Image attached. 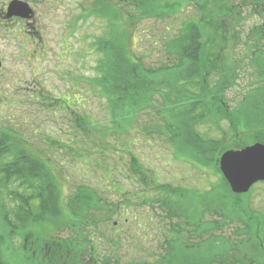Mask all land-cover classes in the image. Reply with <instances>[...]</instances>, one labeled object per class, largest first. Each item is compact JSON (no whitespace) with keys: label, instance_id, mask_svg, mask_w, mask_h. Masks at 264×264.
<instances>
[{"label":"rangeland","instance_id":"rangeland-1","mask_svg":"<svg viewBox=\"0 0 264 264\" xmlns=\"http://www.w3.org/2000/svg\"><path fill=\"white\" fill-rule=\"evenodd\" d=\"M11 1L0 0V130L9 126L11 141L22 143L29 153L52 168L65 195L81 185L89 193H95L101 204L115 205L116 213L110 220L99 223L87 237L97 248L90 264H191L183 260L182 251L172 250L174 253L168 254L166 243L164 248V241L172 239L168 235L170 228L176 230L183 224L181 208L177 207L176 214L167 211V216H163L158 208L161 204H154L165 222L151 223L152 210L142 203V198L154 200L162 196V190L144 192L141 178L129 172L131 159L138 160L148 178L157 175L161 185L173 191L180 188L182 192L193 193L196 199L205 195L213 199L219 175L176 158L172 143L166 139L170 134L165 131L163 118L157 116V112L164 111L158 99L159 103L151 99L147 109L136 112L133 124L126 131H121L119 124L113 126L108 96L95 82L100 78L98 67L104 58L103 52L98 51V41L109 40L112 34V43L124 46L135 59L142 58L139 61L144 68L157 70L175 63L176 55H167V43L177 38L189 22L196 24L200 41L206 44L220 43L221 37L230 42L232 33H217L219 40L211 39L215 30L206 27L201 18L204 13L206 20L211 21L212 16L207 12L210 4L198 0H172L175 6L163 7L166 14L161 17L156 16L161 0H148L146 11H141L145 18L135 8L138 0H61L51 10L48 5L35 7L37 0H19L32 8L35 24L25 20L5 21L1 13L6 12ZM202 3L204 12L196 6ZM227 4L237 5L238 16L237 12L230 16L233 27L228 25L229 19L226 27L234 30L239 40L227 45L221 64L231 65L236 74L234 86L224 94V106L227 115L243 107L250 116L252 106L261 101L257 88H264L261 77L264 34L260 33L264 32V0H228ZM258 4L261 7L257 8ZM176 9L181 12L167 13ZM256 54L262 56L256 60ZM217 78L213 75L209 84L213 86ZM220 116L221 120L216 121L218 127L214 116L205 125L195 127L203 137L220 141V148H215L218 162L225 152L240 151L253 143L251 140L244 143L249 134L246 130L233 139L227 137L229 124L222 114L215 113L216 118ZM155 128L163 129L161 137ZM241 200L250 211H264V183L253 185ZM118 205L121 207L117 208ZM192 206L194 203L188 207ZM230 209L227 203L220 202L205 210L202 219L222 225L213 234L227 240H210L209 246L226 249L246 237L236 234L244 227L239 221L217 214L218 210L228 213ZM175 241L182 247L192 244L186 237ZM260 243L263 246L261 240ZM13 244L20 245V239L13 238ZM192 245L196 247L197 243ZM240 250L246 247L235 252L238 254ZM168 256L174 260L168 262ZM204 259L200 252L198 260Z\"/></svg>","mask_w":264,"mask_h":264},{"label":"trees","instance_id":"trees-1","mask_svg":"<svg viewBox=\"0 0 264 264\" xmlns=\"http://www.w3.org/2000/svg\"><path fill=\"white\" fill-rule=\"evenodd\" d=\"M138 1L135 8L139 10L140 17L145 18L146 15L141 11H146L148 0ZM198 1L210 4L207 12L212 16L211 21L206 20L208 18L204 13L201 18H204L202 21L206 27L215 30L211 33V39L217 38V33L231 32L230 42H227L226 37H221L220 40L217 38L220 43L206 44L200 41L201 33L196 24L189 22L182 27L177 38L167 43V55H176L175 63L168 68L151 70L144 68L139 61L142 58L135 59L124 46L112 43L111 34L109 40L104 38L98 41V51L103 52L104 58L98 67L100 78L95 82L108 96L113 126L119 124L123 132L133 124L136 112L149 107L151 99L156 102L160 100L161 103H158L164 111L157 112V116L163 118L165 131L170 134L166 139L172 143L176 158L185 160L199 170H211L213 174L219 175L213 199L207 195L196 199L193 193L182 192L178 187L173 191L169 186L161 185L157 175L148 178L138 160L132 157L129 172L141 178L144 192L162 190V196L154 200L147 196L142 198V203L152 210L151 223L155 221L161 225L165 222L154 204H161L158 208L163 216H167V211L176 214L177 207L181 208L183 224L176 230L170 228L168 235L172 239L164 241V248L165 243L168 246L167 253L182 251L183 260L191 264H264V211H250L249 206L242 204V195L229 193L220 175L218 153L215 152L220 148V141L205 138L195 130V127L205 125L211 116H214L218 127L216 121H220L221 116L216 118L215 113L222 114L229 124L227 137L233 139L234 135L246 130L249 134L244 138V143L251 140L264 145V89L258 90L261 101L252 106L250 116H247L243 107L227 115L224 94L234 86L236 74L231 65L221 64L227 45L239 40L235 37V31H229L226 27L228 19V25L233 27L230 16L237 12V5H228V0ZM161 2L156 14L159 17L166 14L163 7H174L176 4L172 0ZM196 6L198 11L206 10L203 3ZM258 7L261 5L258 4ZM178 12L179 9H176L167 13ZM260 56L262 54H256V60ZM213 75L218 78L211 86L209 82ZM261 77L264 78V73ZM213 109L215 112L212 113ZM8 130L9 126L0 130V264H90L97 248L91 245L92 241L87 237L99 223L105 224L110 220L116 213L115 205L111 202L101 204L95 193H89L81 185L65 195L53 169L29 153L22 143L11 141ZM155 130L161 137L163 129ZM239 141L243 139L239 137ZM216 147L218 149L215 150ZM120 196L123 200L124 196ZM187 201L191 202L187 205ZM216 201L217 204L222 202L231 206L228 213L218 210V215L235 219L244 226L236 231L238 236H246L244 240L226 249H218L214 244L209 246L211 241H227L213 234L223 226L202 219L210 205H217ZM191 203L194 206L188 207ZM184 237L192 244L197 243V248L192 244L182 247L175 241ZM199 237L202 238L198 242ZM13 238L20 239V245L12 246ZM243 246L246 250H240L237 254L235 250ZM199 251L205 255L204 260H198ZM166 259L168 262L174 260L171 256Z\"/></svg>","mask_w":264,"mask_h":264},{"label":"water","instance_id":"water-1","mask_svg":"<svg viewBox=\"0 0 264 264\" xmlns=\"http://www.w3.org/2000/svg\"><path fill=\"white\" fill-rule=\"evenodd\" d=\"M219 169L233 194H246L254 184L264 182V145L257 143L240 151L225 152Z\"/></svg>","mask_w":264,"mask_h":264},{"label":"flooded vegetation","instance_id":"flooded-vegetation-1","mask_svg":"<svg viewBox=\"0 0 264 264\" xmlns=\"http://www.w3.org/2000/svg\"><path fill=\"white\" fill-rule=\"evenodd\" d=\"M12 1H17V0H12ZM19 1V0H18ZM57 1H61V0H47V2L46 3H43L42 2V0H37V4H35L34 6L35 7H37V8H39V7H42V6H45V5H48L49 6V10H51V9H53L54 7H55V5H56V2ZM22 2V1H21ZM25 3V2H24ZM27 4V3H26ZM15 5H17V8L16 7H13L12 9H11V11L13 12V13H16L17 15L16 16H12L11 18H7L6 17V13H7V11H8V8H9V4H8V6H7V9H6V12H2L1 13V16L3 17V19L5 20V21H8V20H11V19H13V20H18V21H21V22H23L24 20L26 21V23H29V22H31V23H33V24H35L36 23V18H35V14H34V11L32 10V8L27 4V6L30 8V10L32 11V13H31V16H24V14H23V9H22V7L20 6V5H18V4H16L15 3ZM85 14H82L81 15V19L84 21L85 20ZM32 29H35L34 27H32ZM36 34H37V32H35ZM38 39L40 40L41 38H39L38 37Z\"/></svg>","mask_w":264,"mask_h":264}]
</instances>
